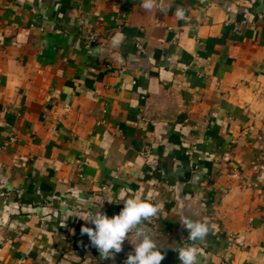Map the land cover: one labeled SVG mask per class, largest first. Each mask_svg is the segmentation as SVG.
<instances>
[{
  "label": "crops",
  "instance_id": "crops-1",
  "mask_svg": "<svg viewBox=\"0 0 264 264\" xmlns=\"http://www.w3.org/2000/svg\"><path fill=\"white\" fill-rule=\"evenodd\" d=\"M128 196L161 264L182 216L199 264H264V0H0V264H124L78 215Z\"/></svg>",
  "mask_w": 264,
  "mask_h": 264
},
{
  "label": "clouds",
  "instance_id": "clouds-1",
  "mask_svg": "<svg viewBox=\"0 0 264 264\" xmlns=\"http://www.w3.org/2000/svg\"><path fill=\"white\" fill-rule=\"evenodd\" d=\"M155 6L156 0H142V7L146 10H151ZM176 15L182 18L183 10L177 9ZM121 199L124 207L119 214L112 217H108L100 210L104 200L99 202L100 207L95 212L78 215L86 224L94 225L82 227L81 232L87 234L103 260L114 259L115 255L123 250L125 240H128L134 246V250L128 253L124 264H161L165 254L149 234L144 223L158 214L160 205L140 196ZM180 223L188 231L187 238L192 243L173 250L178 253L180 264H199V249L195 242L202 241L207 236L209 225L183 216ZM130 235L132 240L129 239Z\"/></svg>",
  "mask_w": 264,
  "mask_h": 264
},
{
  "label": "built area",
  "instance_id": "built-area-1",
  "mask_svg": "<svg viewBox=\"0 0 264 264\" xmlns=\"http://www.w3.org/2000/svg\"><path fill=\"white\" fill-rule=\"evenodd\" d=\"M85 39L90 45L97 44L99 42V35L94 32H89L85 34ZM139 49L142 50V47L139 46ZM141 156L149 163L150 167L152 168L156 167L157 161L151 159V150L149 147L141 151Z\"/></svg>",
  "mask_w": 264,
  "mask_h": 264
}]
</instances>
